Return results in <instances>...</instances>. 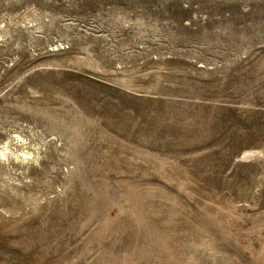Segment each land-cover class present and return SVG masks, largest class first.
<instances>
[{"label":"rangeland","instance_id":"1","mask_svg":"<svg viewBox=\"0 0 264 264\" xmlns=\"http://www.w3.org/2000/svg\"><path fill=\"white\" fill-rule=\"evenodd\" d=\"M7 142L0 264H264V0H0Z\"/></svg>","mask_w":264,"mask_h":264},{"label":"bare ground","instance_id":"2","mask_svg":"<svg viewBox=\"0 0 264 264\" xmlns=\"http://www.w3.org/2000/svg\"><path fill=\"white\" fill-rule=\"evenodd\" d=\"M23 140V139H22ZM13 141V140H12ZM21 141V140H20ZM24 141V140H23ZM22 142V141H21ZM24 143V142H23ZM13 144V143H12ZM22 144V143H21ZM27 145V144H26ZM17 146V145H16ZM22 146V145H21ZM1 151H0V156L4 159H7L8 158V156L10 157V155H13L14 157L13 158H15V159H17V160H19V161H17V163L19 162V163H21V164H24V163H30V162H37V153H35L34 154V152H30L28 149H26L25 150V148H24V151H23V153H22V155L21 156H18V154H17V151L16 150H13L12 149V147H11V144L9 143V142H7V143H5L4 145H3V147L0 149ZM22 151V150H21ZM1 158V159H2ZM14 159V160H15ZM7 161V160H6ZM5 162V161H4ZM36 166V165H35ZM25 170H26V172H27V167L25 168ZM25 182H27V181H25ZM41 184H42V182H41ZM44 186V185H43ZM42 186V187H43ZM41 194V193H40ZM37 200V199H36Z\"/></svg>","mask_w":264,"mask_h":264}]
</instances>
